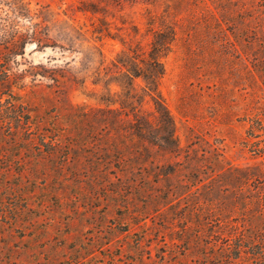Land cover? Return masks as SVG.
Wrapping results in <instances>:
<instances>
[{
	"label": "rangeland",
	"instance_id": "1",
	"mask_svg": "<svg viewBox=\"0 0 264 264\" xmlns=\"http://www.w3.org/2000/svg\"><path fill=\"white\" fill-rule=\"evenodd\" d=\"M78 1L0 0V40L20 33L27 37L23 53L2 61L0 73L8 67L12 92L38 113L67 103L98 105L90 91L100 86H94L92 78L95 71L111 66L122 47L116 39L94 38L91 20L77 10ZM127 10L137 17L141 5ZM227 11L235 14L233 20L223 19ZM261 11L264 15V0H231L229 5L188 0L176 16L177 38L163 59L161 90L181 146L200 164V176L226 170L223 178L209 181L207 198L213 201L204 199L201 188L193 186V192L183 188L165 213L168 223L149 216L146 227L128 216L137 209L138 199L131 202L136 207L127 210L121 206L127 201L84 193L86 189L101 192L99 187H49L38 194L42 185H27L22 192L37 191L29 198L33 209L17 214L10 207L25 204L24 196L3 190L0 264H264V202L257 200L264 194V183L247 179L252 167L264 170V154L253 151L264 147V89L251 75V30L240 39L233 34L246 24L252 29ZM149 39L146 36L143 42ZM51 69L62 75L61 83L45 75ZM3 150L6 156L0 159V168L21 169L17 157ZM55 189L62 194L53 196ZM240 197H247L251 209ZM198 204L202 206L194 212ZM180 217L194 224L189 238L179 233V225L184 224ZM254 222L257 233L249 227ZM197 225L202 234L188 245L186 240L194 238ZM236 231L250 236L240 256L230 260L221 247L242 243L233 237Z\"/></svg>",
	"mask_w": 264,
	"mask_h": 264
},
{
	"label": "trees",
	"instance_id": "2",
	"mask_svg": "<svg viewBox=\"0 0 264 264\" xmlns=\"http://www.w3.org/2000/svg\"><path fill=\"white\" fill-rule=\"evenodd\" d=\"M187 2L188 0L78 1L77 10L91 20L90 32L96 40L116 39L122 44L111 61V66L105 67L103 71H95L92 78L91 83L100 86L99 89L90 91L98 99V105L67 103V107H49L38 113L37 109L24 103L12 92L8 67L1 69L0 159H5L4 147L10 155L17 157L15 161L21 169L10 165L0 168V193L6 190L14 197L24 196L22 200L25 203L10 207V210L15 211V214L16 211H32L34 203L29 202V198L37 191L22 192V189L34 184L43 187L38 194L45 193L49 187H99L101 192L86 189L84 193L94 192L108 199L127 201V205H121L127 210L137 205V209L130 210L128 216L133 221H143L142 226L146 227L149 216H159L161 222L168 223L164 219L165 213L172 208L173 198L179 196L183 188H187L188 192H193V186L197 190L201 188L206 195L204 199L213 201L207 198L211 193L209 181L223 178L226 170L212 174L205 172V175L200 176L203 169L199 163L192 161L191 152L184 151L181 146L174 118L161 90L165 74L163 59L177 38L176 16ZM216 2L219 5H229L231 0ZM137 5H141V10L137 17H133L132 13L135 11L127 10V7ZM234 16L232 11H227L223 19L233 20ZM256 19L255 24L250 25L252 29L246 24L244 30L240 28L233 34L240 39L244 35L247 37L251 30V75L255 83L264 89L262 11ZM146 36H150V39L144 43ZM26 38V34L20 33L9 40H0V64L12 54L23 53ZM46 72L48 74L45 75L60 82L62 75L57 74L54 69ZM85 81L86 79L81 80L83 84ZM61 86L63 85L58 84L63 89ZM253 151L257 156H262L264 147H256ZM206 175L210 178L207 182V178H204ZM173 177L177 179L174 180ZM5 179L10 182H5ZM247 179L264 183V170L252 167ZM3 182L8 185H3ZM200 182L201 186L198 185ZM51 194L57 196L62 192L55 189ZM260 196L257 200L263 204L264 194ZM240 198L243 204L246 203L244 206L251 209L250 202L246 201L247 197ZM135 199L140 203L131 204ZM204 203L208 205V202ZM200 205L202 206L196 205L198 207H195L194 212H197ZM211 209L220 210L218 206H212ZM260 213L258 211V215ZM177 219L179 217L175 220ZM180 220L184 224L179 225V233L182 237L189 238L188 232L194 229V224H190L187 217H180ZM197 227L198 225L194 238L186 240L188 245H192L201 236L202 230ZM249 227L252 232H259L257 223L254 222ZM236 232L234 236H230L239 238L242 243L232 247L228 242L221 247L228 259L240 256V252L244 250V240L248 239L246 236H250L245 233L240 236L241 233ZM229 252L234 256L229 255Z\"/></svg>",
	"mask_w": 264,
	"mask_h": 264
}]
</instances>
